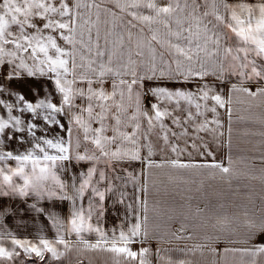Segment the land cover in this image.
I'll return each instance as SVG.
<instances>
[{
	"label": "snow or ice",
	"instance_id": "6c2138e0",
	"mask_svg": "<svg viewBox=\"0 0 264 264\" xmlns=\"http://www.w3.org/2000/svg\"><path fill=\"white\" fill-rule=\"evenodd\" d=\"M102 16L107 27L101 44ZM210 75L216 83L205 82ZM29 80L36 82L29 85L32 99L13 87ZM162 80L199 83L195 91L158 84L145 90V81ZM233 93L264 97V0H0V219L35 213L55 230L54 239L39 231L31 240L0 226V264H56L65 255L61 248L73 246V235L84 249L148 264L149 249L131 245L148 235L147 169L163 166L151 159L152 137L179 157L186 149L170 137H187L185 125L197 134L215 133L222 127L218 109L231 122ZM148 96L155 102L145 107ZM177 112L185 113L183 120ZM142 159L145 182L139 186V176L123 165ZM165 163L231 171L215 162ZM118 180L132 183L137 195L133 205L120 191L114 203L125 206V215L109 231L101 221ZM64 202L70 208L62 219L55 208ZM248 228L253 240L264 233V218ZM92 234L95 242L87 238ZM231 251L250 257L248 264H264V243Z\"/></svg>",
	"mask_w": 264,
	"mask_h": 264
},
{
	"label": "crops",
	"instance_id": "0c3cea01",
	"mask_svg": "<svg viewBox=\"0 0 264 264\" xmlns=\"http://www.w3.org/2000/svg\"><path fill=\"white\" fill-rule=\"evenodd\" d=\"M249 2L255 3L256 0H249ZM108 7L113 11H118L113 4H108ZM104 19L102 16L98 25L99 29L103 28V32L100 34L101 44L107 27ZM93 20H95V16ZM227 68L228 64L225 63V69ZM205 82L216 83V80L210 75L205 77ZM232 82H235L234 78H232ZM35 83L33 80L19 84L14 82L13 87L23 92L28 99H32L29 85L34 86ZM195 83H199V81ZM195 83L190 82L181 85L169 80L145 81L144 87L147 90L148 87L158 84L173 88L175 86V88L184 87L195 91ZM222 87L224 96L227 98L229 85L224 84ZM252 87L254 90L255 85ZM154 102V98L148 96L145 98L144 106L148 107ZM231 107V122L228 112L224 109H218L222 127L216 128L215 133L205 134L201 132L197 134L193 126L185 125L188 128L187 137L182 139L170 137L171 144H178L180 149H186L179 157L177 153L171 151V145L165 147L163 140L158 139L155 135L152 137L153 155L151 159L156 164L163 166L147 169L148 235L147 239L141 238L142 242L131 245L134 251H138L141 247L149 249L146 256L148 264H248L250 257H246L240 252L231 251V249H239L252 243H264V233H259L253 240L245 237L230 239L229 223L236 225L243 223L247 228L249 222L259 224L261 218L256 220V211L252 212L253 210H251L252 207L256 210V205L249 204L250 195L247 198L244 195L240 198L238 195L234 208L228 207L229 200H227V184L237 174V166L232 163L233 145H230L244 144L245 141L257 144L258 139L264 140V122L261 120L264 117V97L253 99L242 93H233ZM193 111H195L194 108ZM177 115L183 120L185 113L177 112ZM207 117L211 120L212 114L208 113ZM246 120L250 122V125H253V128L247 132L250 134L246 133L244 136L243 122ZM166 122L171 125L170 120ZM142 127H144L143 123ZM230 128L237 131V135H232L229 131ZM173 130L180 133L184 129L174 127ZM127 131L131 132V125ZM60 135H64V133H60ZM160 135L162 136L163 133ZM197 135L200 139L196 138ZM193 143L196 144V148L191 146ZM202 143H206L207 147H202ZM201 152H210L211 154L200 155ZM147 156V149H143L141 157ZM177 158L182 161H195L202 164L220 163L229 167L231 171L229 174H224L217 168L177 169L165 163ZM123 167L139 176V186L144 185L145 177L143 174L146 170L144 159L124 164ZM120 175L124 176L125 173H120ZM115 184L117 191L107 199L105 204L107 211L101 221L104 228L109 231L117 226L125 215V206L114 203L119 199L120 191L127 193L126 203L133 205H135L137 195L132 183L125 184L124 181L118 180L115 181ZM139 195L143 201L144 194L140 193ZM258 195L264 199V190L259 189ZM31 202L29 200V203ZM83 204L87 208L86 199ZM16 205L24 207L20 201H17ZM43 206L52 209L51 204L44 203ZM69 208V202H64L58 204L55 212L63 219L68 216ZM139 213L141 220H143L145 215L143 204L139 208ZM0 226L12 232L17 238L24 237L36 240L39 231H42L43 235L49 239L55 238V230L50 223L44 216H37L35 213H20L14 217L0 219ZM87 238L95 242L96 236L92 234ZM68 239L72 241L73 246L78 248L77 251L83 247L77 242L74 235ZM225 249H229V251L226 252ZM123 259L127 260L124 256ZM81 261L84 262V260ZM132 262L139 264L138 260Z\"/></svg>",
	"mask_w": 264,
	"mask_h": 264
},
{
	"label": "rangeland",
	"instance_id": "374dc122",
	"mask_svg": "<svg viewBox=\"0 0 264 264\" xmlns=\"http://www.w3.org/2000/svg\"><path fill=\"white\" fill-rule=\"evenodd\" d=\"M92 19H94V16H92ZM99 30L101 34L103 28ZM93 36H95L94 32ZM169 87L173 88L172 86ZM261 120L264 122V117L261 118ZM243 125L245 136L249 129L253 128V125H250V122L247 120L243 122ZM236 133L238 132L231 130L232 135H237ZM232 145V163L237 166V174L239 175L237 176L236 174V177L230 179L227 184V200H229L228 207L234 208L238 195L240 198L242 195L246 198L250 195L251 200L249 204L256 205V210L253 209V207L251 208V210H253L252 212L256 211V220L264 218V199H261V195H258L259 189L264 190V140L258 139L257 144L245 141L244 144H231L230 146ZM228 229L231 240L244 237L249 238L250 229L248 227L246 228L243 223H239L238 225L229 223ZM23 238L24 237L21 239ZM5 246L10 247L9 244H6ZM77 249L76 246L71 247L69 250L61 248V251H64L65 255L59 262H56V264H133L131 260L123 259L122 255L115 256L111 252L89 250L82 247L78 250L79 254ZM81 260H84V262ZM16 264H23V260L17 261ZM34 264H40V262L36 260L34 261Z\"/></svg>",
	"mask_w": 264,
	"mask_h": 264
}]
</instances>
